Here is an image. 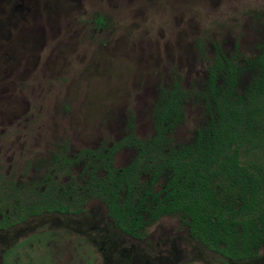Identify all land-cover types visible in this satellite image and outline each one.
Segmentation results:
<instances>
[{"label": "rangeland", "instance_id": "obj_1", "mask_svg": "<svg viewBox=\"0 0 264 264\" xmlns=\"http://www.w3.org/2000/svg\"><path fill=\"white\" fill-rule=\"evenodd\" d=\"M263 41L264 0H0V202L6 178L85 186L84 163L54 157L106 149L125 137L131 116L134 136L147 139L161 88L179 76L197 94L217 50L242 64ZM202 105L187 101L174 143L193 138ZM133 158L122 149L113 167ZM83 209L0 232V264H233L194 241L178 216L134 240L102 201ZM236 264H264V250Z\"/></svg>", "mask_w": 264, "mask_h": 264}, {"label": "trees", "instance_id": "obj_2", "mask_svg": "<svg viewBox=\"0 0 264 264\" xmlns=\"http://www.w3.org/2000/svg\"><path fill=\"white\" fill-rule=\"evenodd\" d=\"M242 75L248 76L243 86ZM181 83L178 76L159 90L147 139L134 136L131 116L125 137L106 149L83 150L72 160L55 155V163L85 164V186L60 190L46 176L44 190L36 184L28 196L27 188L9 185L6 203L0 202V229L44 213L80 215L97 199L114 227L134 240L144 239L162 218L178 216L194 241L233 264L264 250V41L242 64L217 50L197 94ZM192 98L203 104L204 122L189 142L176 144ZM122 149L134 158L116 169L113 158Z\"/></svg>", "mask_w": 264, "mask_h": 264}, {"label": "flooded vegetation", "instance_id": "obj_3", "mask_svg": "<svg viewBox=\"0 0 264 264\" xmlns=\"http://www.w3.org/2000/svg\"><path fill=\"white\" fill-rule=\"evenodd\" d=\"M44 178H46V176L43 177V178L41 179V181L36 180V179H28L26 182H24V181L22 182L20 179H18V180H13V178H10V179H9V178H6L5 181L1 182V185H2V188L4 189V191H7L8 186L11 185V184H14V185H16V186L20 185L23 189L27 188V192H26V191H24V192H25L28 196H31V195H33V189H34V186H35L36 184H42V186L39 187L38 189H39L40 191H43V190H44V186H43V184L46 183V182H45L46 180H45ZM53 214H55V213H53ZM53 214H46V213H44V214H42V215H40V216H44V215H53ZM55 215H59V214H55ZM61 216H69V215H61ZM31 217H39V216H31ZM27 219H28V218H27ZM27 219H26L24 222H19V223L13 224V225L10 226L9 228H3V229H0V232L9 231V230H12V229H14V228L20 226V225H23V224L27 221ZM0 220H1V218H0Z\"/></svg>", "mask_w": 264, "mask_h": 264}]
</instances>
